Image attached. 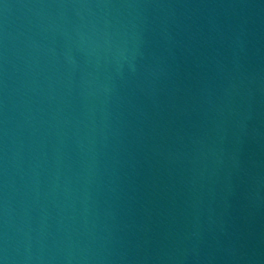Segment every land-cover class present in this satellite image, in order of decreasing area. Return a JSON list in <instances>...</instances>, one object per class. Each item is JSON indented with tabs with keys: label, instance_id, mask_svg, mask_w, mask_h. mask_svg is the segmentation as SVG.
Instances as JSON below:
<instances>
[{
	"label": "water",
	"instance_id": "95a60500",
	"mask_svg": "<svg viewBox=\"0 0 264 264\" xmlns=\"http://www.w3.org/2000/svg\"><path fill=\"white\" fill-rule=\"evenodd\" d=\"M0 264H264V0H0Z\"/></svg>",
	"mask_w": 264,
	"mask_h": 264
}]
</instances>
